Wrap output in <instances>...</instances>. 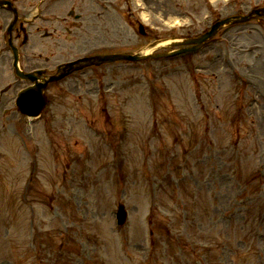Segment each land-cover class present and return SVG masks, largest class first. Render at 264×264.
Here are the masks:
<instances>
[{
  "label": "rangeland",
  "instance_id": "rangeland-1",
  "mask_svg": "<svg viewBox=\"0 0 264 264\" xmlns=\"http://www.w3.org/2000/svg\"><path fill=\"white\" fill-rule=\"evenodd\" d=\"M64 2L53 5L54 17L71 4L84 14L72 38L58 37L65 28L56 20L48 27L57 41L36 35L27 48H44L50 57L53 51L56 63L110 49L135 51L151 36L196 35L214 18L264 0ZM138 4L153 27L148 37L123 21L121 10L138 17ZM213 39L173 60L80 71L61 83L40 124L23 125L22 117L6 129L0 264H264V23L234 25ZM82 103L95 119L80 114ZM113 120L122 126H109ZM198 142L207 157L199 159L197 149L194 164L192 143ZM158 176L165 182L155 186ZM175 197L186 205L174 207ZM118 202L129 217L116 229ZM149 206L155 220L148 225L142 218Z\"/></svg>",
  "mask_w": 264,
  "mask_h": 264
},
{
  "label": "flooded vegetation",
  "instance_id": "flooded-vegetation-1",
  "mask_svg": "<svg viewBox=\"0 0 264 264\" xmlns=\"http://www.w3.org/2000/svg\"><path fill=\"white\" fill-rule=\"evenodd\" d=\"M19 35H20L19 29L16 28L14 38H15L18 42H20ZM3 40H5V37H4V36H3ZM3 47H4V45H3L2 41L0 40V48H3ZM5 47H6V45H5Z\"/></svg>",
  "mask_w": 264,
  "mask_h": 264
}]
</instances>
